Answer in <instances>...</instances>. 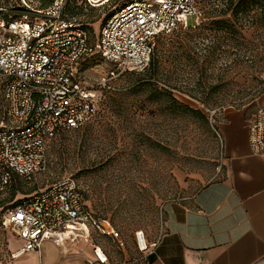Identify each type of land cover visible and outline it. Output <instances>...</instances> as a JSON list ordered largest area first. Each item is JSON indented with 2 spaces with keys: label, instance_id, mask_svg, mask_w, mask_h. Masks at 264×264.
<instances>
[{
  "label": "rangeland",
  "instance_id": "obj_1",
  "mask_svg": "<svg viewBox=\"0 0 264 264\" xmlns=\"http://www.w3.org/2000/svg\"><path fill=\"white\" fill-rule=\"evenodd\" d=\"M124 1L92 6L85 0H68L64 13L79 22L94 41L106 16ZM16 2L0 0L2 6ZM199 3L197 23L189 19L186 25L160 33L154 44L160 69L171 72L182 87L173 89L175 96L201 110L207 120L168 110L162 102L129 90L140 71L115 75L109 87L98 88L97 82L113 64L98 54L80 59L76 64L79 76L96 87L94 114L83 126L62 129L49 140L44 169L30 178L17 175L23 191L12 199L11 187L0 193V257L12 235L2 225V209L65 177L77 181L92 215L108 219L119 233L115 237L91 229L86 241L99 245L109 259L122 262L134 250H141L136 231L142 230L147 241L157 239L167 200L189 195L216 176L222 149L216 119L224 108L233 107L243 109L249 121L264 100V36L249 29L237 42L215 41L214 51L206 54L205 47L213 39L203 41L196 36L194 26L202 11ZM173 46L178 47V56L170 51ZM186 47L192 48L193 60L187 58ZM191 88L196 98L186 91ZM3 100L0 87V125L5 121Z\"/></svg>",
  "mask_w": 264,
  "mask_h": 264
},
{
  "label": "built area",
  "instance_id": "obj_2",
  "mask_svg": "<svg viewBox=\"0 0 264 264\" xmlns=\"http://www.w3.org/2000/svg\"><path fill=\"white\" fill-rule=\"evenodd\" d=\"M32 0L0 4V79L5 121L0 125V193L14 175L30 178L44 169L46 147L59 130L78 128L94 114L96 87L79 76L77 62L98 54L113 69L96 86L149 63L157 35L198 22L196 0H125L101 23L90 41L83 26L66 16L68 0ZM92 6L109 0H85ZM5 15V16H4ZM7 15V16H6ZM248 140L255 153L264 152V100L248 121ZM2 225L23 241L12 253L40 250L46 239L88 240L91 229L118 236L108 219L95 218L84 193L71 177L54 182L2 209ZM87 226L83 228L82 226ZM141 250L148 247L136 231ZM142 238V239H141ZM91 264L106 263L107 255L93 246Z\"/></svg>",
  "mask_w": 264,
  "mask_h": 264
},
{
  "label": "crops",
  "instance_id": "obj_3",
  "mask_svg": "<svg viewBox=\"0 0 264 264\" xmlns=\"http://www.w3.org/2000/svg\"><path fill=\"white\" fill-rule=\"evenodd\" d=\"M216 121L222 141L216 176L164 203L162 230L146 249L102 264H264V152L251 149L243 109L224 108ZM11 234L0 264H91L95 259V244L83 240L46 239L40 250L12 256L23 241Z\"/></svg>",
  "mask_w": 264,
  "mask_h": 264
},
{
  "label": "trees",
  "instance_id": "obj_4",
  "mask_svg": "<svg viewBox=\"0 0 264 264\" xmlns=\"http://www.w3.org/2000/svg\"><path fill=\"white\" fill-rule=\"evenodd\" d=\"M199 2H201L200 8L202 11H200L199 24L194 26L196 36L203 41L213 39L212 43H207V46L205 44L206 54L209 53L210 49L212 52L214 51L215 41L228 39V41L237 42L238 38L244 36L246 30L249 29L252 33L255 32L264 36V0H196V5L200 4ZM176 48L179 51L178 47ZM176 48L173 46L170 50L173 51L174 56L179 55ZM191 49L190 47L185 48L189 60L194 58ZM158 55L159 50L155 49L154 44L148 65L139 72L138 78L131 82L129 90L146 94L147 99L152 102H162L168 110L183 112L207 120L206 115L201 110L181 102L175 96L173 89L182 87L171 72L160 69ZM186 91L191 96L197 97L193 88L186 89ZM3 105H5V102ZM9 187H11L9 199H12L17 191H23V182L19 176L14 175ZM2 203L3 200L0 199V207Z\"/></svg>",
  "mask_w": 264,
  "mask_h": 264
},
{
  "label": "bare ground",
  "instance_id": "obj_5",
  "mask_svg": "<svg viewBox=\"0 0 264 264\" xmlns=\"http://www.w3.org/2000/svg\"><path fill=\"white\" fill-rule=\"evenodd\" d=\"M142 239V238H141ZM145 243H147V240L145 239V236H144V242L143 240L141 241V245L143 246Z\"/></svg>",
  "mask_w": 264,
  "mask_h": 264
}]
</instances>
